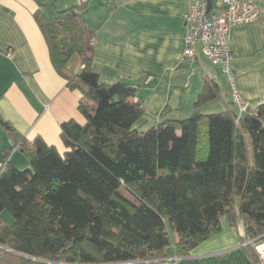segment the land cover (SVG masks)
Masks as SVG:
<instances>
[{"label": "trees", "instance_id": "obj_1", "mask_svg": "<svg viewBox=\"0 0 264 264\" xmlns=\"http://www.w3.org/2000/svg\"><path fill=\"white\" fill-rule=\"evenodd\" d=\"M86 4L37 17L53 67L82 96L85 124L61 127L66 151L0 117L12 145L0 172V264H160L190 255L223 219L243 225V242H264V104L204 114L220 97L204 77L195 113L136 130L141 88L94 71ZM15 150L29 168L11 163Z\"/></svg>", "mask_w": 264, "mask_h": 264}, {"label": "crops", "instance_id": "obj_2", "mask_svg": "<svg viewBox=\"0 0 264 264\" xmlns=\"http://www.w3.org/2000/svg\"><path fill=\"white\" fill-rule=\"evenodd\" d=\"M85 1L82 17L95 33L94 71L103 83L126 80L141 88L145 113L136 130L195 113L204 77L220 86V97L206 106L221 112L232 101V87L220 67L202 53L197 63L183 55V16L190 0ZM80 4L78 0H0V117L21 136L40 137L61 153L66 151L62 125L85 124L79 112L82 96L70 90L53 67L37 17L53 18L58 11ZM258 6L260 20L232 27L229 36L234 86L251 109L264 104V0H258ZM11 147L0 125V172L5 151ZM10 161L19 170L30 167L27 152L15 150ZM244 237L241 223L231 226L223 219L221 230L190 255H173L160 264H255L243 246Z\"/></svg>", "mask_w": 264, "mask_h": 264}, {"label": "built area", "instance_id": "obj_3", "mask_svg": "<svg viewBox=\"0 0 264 264\" xmlns=\"http://www.w3.org/2000/svg\"><path fill=\"white\" fill-rule=\"evenodd\" d=\"M209 1L190 0V8L183 16L186 25L183 55L192 63H197L202 53L214 66L221 68L232 87V100L241 116L249 106L234 86L229 36L232 27L260 20L258 0H211L210 7ZM94 42L92 39V46ZM4 52L7 56L11 55L10 50ZM248 245L255 249L258 257L255 264H264V242L260 239H247L243 246Z\"/></svg>", "mask_w": 264, "mask_h": 264}, {"label": "rangeland", "instance_id": "obj_4", "mask_svg": "<svg viewBox=\"0 0 264 264\" xmlns=\"http://www.w3.org/2000/svg\"><path fill=\"white\" fill-rule=\"evenodd\" d=\"M210 107H211V105H209V106H205V108L202 110V112L204 113V114H211V113H215V111H212L211 109H210ZM12 219V218H11ZM9 257V261H10V256H7L6 257V259ZM8 260V259H7ZM9 263V262H8Z\"/></svg>", "mask_w": 264, "mask_h": 264}, {"label": "water", "instance_id": "obj_5", "mask_svg": "<svg viewBox=\"0 0 264 264\" xmlns=\"http://www.w3.org/2000/svg\"><path fill=\"white\" fill-rule=\"evenodd\" d=\"M211 6V0L209 1V7Z\"/></svg>", "mask_w": 264, "mask_h": 264}]
</instances>
